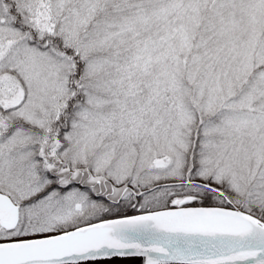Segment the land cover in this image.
Listing matches in <instances>:
<instances>
[{
    "label": "snow or ice",
    "instance_id": "snow-or-ice-1",
    "mask_svg": "<svg viewBox=\"0 0 264 264\" xmlns=\"http://www.w3.org/2000/svg\"><path fill=\"white\" fill-rule=\"evenodd\" d=\"M0 264H264V0H0Z\"/></svg>",
    "mask_w": 264,
    "mask_h": 264
}]
</instances>
